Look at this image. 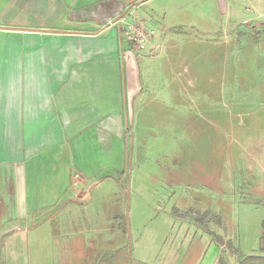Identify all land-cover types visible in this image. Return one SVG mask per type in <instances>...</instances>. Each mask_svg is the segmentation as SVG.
I'll use <instances>...</instances> for the list:
<instances>
[{"label":"rangeland","instance_id":"rangeland-1","mask_svg":"<svg viewBox=\"0 0 264 264\" xmlns=\"http://www.w3.org/2000/svg\"><path fill=\"white\" fill-rule=\"evenodd\" d=\"M202 6L148 56L110 162L87 149L82 212H56L49 245L29 213L6 264H175L196 233L216 264H264V0Z\"/></svg>","mask_w":264,"mask_h":264},{"label":"crops","instance_id":"crops-1","mask_svg":"<svg viewBox=\"0 0 264 264\" xmlns=\"http://www.w3.org/2000/svg\"><path fill=\"white\" fill-rule=\"evenodd\" d=\"M214 2L0 0L1 264L6 251L22 243L16 238L18 223L29 213L36 234L46 235L49 245L55 213L65 220L82 212L87 149L110 162L133 120L143 74L150 73V82L155 75L148 59L155 55L152 46L180 33L168 29L180 26L177 19H193L201 5ZM175 11L188 12L172 19ZM117 20L153 28L146 52L138 54L124 40ZM168 43L176 46L171 38ZM173 52L176 57L179 51ZM188 242V252L182 250L175 264H216L212 242L197 233ZM76 248L83 259L82 245Z\"/></svg>","mask_w":264,"mask_h":264},{"label":"built area","instance_id":"built-area-1","mask_svg":"<svg viewBox=\"0 0 264 264\" xmlns=\"http://www.w3.org/2000/svg\"><path fill=\"white\" fill-rule=\"evenodd\" d=\"M116 23L123 25L122 33L124 40L138 53H144L146 47L154 39V31H148L146 28V22H130L125 23L123 20H117ZM112 24V23H111ZM144 25V26H143ZM152 51L158 54L162 51V45L155 43L152 46ZM78 179V176H74Z\"/></svg>","mask_w":264,"mask_h":264},{"label":"trees","instance_id":"trees-1","mask_svg":"<svg viewBox=\"0 0 264 264\" xmlns=\"http://www.w3.org/2000/svg\"><path fill=\"white\" fill-rule=\"evenodd\" d=\"M264 225V224H263ZM263 229H264V227H263ZM264 231V230H263ZM262 236L264 237V234H262Z\"/></svg>","mask_w":264,"mask_h":264}]
</instances>
